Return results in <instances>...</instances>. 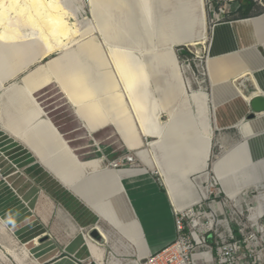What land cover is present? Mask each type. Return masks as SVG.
<instances>
[{
    "label": "bare ground",
    "instance_id": "6f19581e",
    "mask_svg": "<svg viewBox=\"0 0 264 264\" xmlns=\"http://www.w3.org/2000/svg\"><path fill=\"white\" fill-rule=\"evenodd\" d=\"M102 1L105 0L85 1L90 7L89 11L92 19L89 20V18L86 17L81 21L84 25L78 26L76 18L72 14L83 13V15L86 16L82 6L83 0H0V72L3 74L0 77V89L6 81L13 78L17 73L23 71L29 64L40 62L54 52L64 51L67 48L86 40L91 37V34L96 30L103 35V43L96 35L94 39L86 41L76 49V52L80 54L83 59H86L85 61L88 65L86 72L83 68L67 71V69L60 64V58H54L53 60L47 61L45 65L39 66L25 77H22L21 80L13 85L7 92L0 94V116L1 119H3V117L7 115L8 112L6 107L8 101L11 103V101L18 99L17 101L19 103L21 102L24 106H27L28 108H25L23 111L20 109V117L25 120L30 118V123L28 121L27 126L20 128L16 127L13 119L11 121L8 119L4 125L7 131L12 136H15L26 144L29 149L38 156V158H42L43 166L46 170L54 174L55 178H57L66 188L74 192L101 220L106 219L118 232L130 237L133 243L140 249L139 255H142L146 251H149L152 245L149 244L148 246L142 247V245L145 244V233L141 232V225L138 221L140 218L139 214L136 212L137 216H135L126 200L128 195L124 191V183H134V181H139L140 185L144 187L145 190H148L149 196L144 197L143 199L138 198L137 207V211L140 212L142 216L146 217V221L147 216L145 215V211L148 207H150V212H153L155 209L167 212V223L162 224L161 228L157 230L156 228L152 230L153 227L147 223L149 227L147 232L156 233L157 231H167L166 236L161 239L167 237V240L170 241L158 249L170 244L176 235V228L173 219L174 211L187 208L202 199H206L210 194V179L209 174L207 173V167L209 165L214 131H219L220 129L216 124V107L223 102L221 101L220 103L217 101L215 93L213 92L214 87L222 82L231 83L235 94L230 99L226 96L223 103H228L230 102L229 100L234 98L235 102L230 103V105L237 108L243 106L244 103L247 104L252 96L259 94L264 96V92L259 91H264V89L256 78L258 73L264 71V60L261 61L262 64H256L254 66L250 63V60L253 59L255 61L254 63H256L257 60L260 59V56L258 53H255V55L248 54L249 49H252L255 52L257 51L254 47L255 45L260 44L264 46V15L238 20L236 22L221 23L211 27V43L208 48L206 62L208 63L209 73L211 75L210 80L212 79V98L207 100V96L203 92H193L192 95H190L194 98H204V108L207 111L204 119V127L200 128V126L197 125L196 130L192 129L193 133L190 135L189 131L183 133L179 131L176 132L174 127L177 120L176 116L181 109L180 107H186L189 111L193 112L190 96L186 90V85L183 81L177 57L175 55V47L185 46L194 48L204 44L207 35L204 1L192 0L191 8L189 0L179 1V6L176 7V15L173 13V17L176 18L178 26H185L181 30L180 27H177L179 29L174 33H171V35L167 37L168 39H166L165 43L162 44L164 45V48L160 53L158 52L159 56L153 57V61L150 59L151 61L149 64L145 65L142 69L136 65L134 66L130 62L131 57L128 50L120 49L121 46L120 48L112 46L113 44L107 41L106 32L111 25L109 26L107 25V22H103V27H100L96 21V13L98 11L97 6L98 3ZM70 3H72L73 6H70ZM70 15L72 16V22L70 21ZM99 15L103 16L102 18L107 19V16L112 15V13L107 10V12L101 11ZM193 19L194 24L192 26ZM185 20H188L187 25ZM190 24L191 27L189 26ZM124 29H121V34L123 33L122 37L126 32ZM240 33L241 35L243 34L242 36H247L249 43L245 45L242 41H238ZM241 39L245 38L242 37ZM248 44L250 45L247 46ZM37 48H40L41 51L39 54L36 53L35 57H31L33 54L24 55L25 59L21 60L19 63L20 65L23 64V66L20 67V65H17V62L14 61L20 55H23L22 49L32 52ZM227 52L232 54L233 58L225 61L229 63L224 64V68L220 63H217L214 67L215 76H213L212 67L215 64V61L218 59L224 60L225 56H222L225 53L227 54ZM227 55L228 56L226 57H230L229 54ZM101 57L105 60L104 68L106 74L104 75V91L100 94L94 92V89L92 88L94 74H92V72L93 69L96 71L104 69L101 65ZM64 58L65 57H63L62 60ZM163 64L169 65L172 73L171 76L173 77L174 83L177 85H174L173 87L170 86V92L166 87V84L169 83L171 77L169 78L166 76L165 79V77L161 78L159 74L158 66L160 67ZM238 66H240V70L236 71ZM151 75L155 76L156 79L160 78V82L165 84L164 87L167 89V95H169V97L170 94L173 93L177 96L176 102L179 100V105L177 106L178 109H176V116H174L172 108L168 109L167 113L169 120L166 123L160 122L159 113L154 118V125L152 127H147L144 117L147 115V109L150 107V104L147 106L145 97L140 98V96L138 97L135 94L134 87L136 88V85L138 84L139 87L142 86L141 88H145L148 78ZM94 80L98 82V79ZM52 82H56L61 90H63L69 103L82 119L84 127L89 132L102 127H113L117 133L122 135L126 147L130 151H134L135 156L146 166L144 169H125L115 172V179L112 183L113 187H115L114 189L118 190L117 198H119L121 203V211L124 218V227L122 229L110 218L106 208L101 203L89 199L83 188L78 184L79 172L82 173L84 179L91 178L92 175H97L95 173L99 174V172H96V168L99 167L101 160L93 159L89 161H81L79 158L77 159L61 136H59V138L57 137L56 132H54L45 118V114L43 115L40 106H38L33 98L34 92ZM247 82L252 83V85L258 90L257 92H252L250 97L243 94L247 89ZM98 85L99 84L97 83L94 87L98 88ZM11 91L14 93L12 95L13 97H11L12 100L9 98V93H11ZM144 92H142V94H145ZM126 96L128 97V100H130V104L126 103ZM169 97L163 98L166 103L168 102V105H170L169 103H171L173 99V97L172 99ZM6 98L7 102L5 100ZM209 102H212L210 107H208ZM148 103H150V100ZM145 106H147L146 109L144 108ZM161 106L163 105L161 104ZM262 119H264V113L257 115L253 120L245 121V119H240L237 121L232 127L240 130L242 135V139L236 146H234L238 150H235V152H229L230 150H227L225 155L220 158L218 157L213 164L215 172L214 178L216 179L217 184H219L217 185V188L225 191L227 196L232 200L234 206H242V200H246V191L250 190L249 188H251V186H253L254 189L259 190L261 187L256 186L264 183V180L260 179L259 175L245 179V174L250 167L251 169H255L256 172H258V168H261L262 165L264 167V161L261 162V166L259 167H257V163L255 164L257 161L253 162L256 157H258L259 160L264 159V145L263 149L260 151L258 146L252 145L253 141L256 139H262V143H264V129H261L264 127L258 128L257 126V121ZM196 121L194 120V127L197 124ZM24 128L30 129V132L27 134L24 133ZM189 129H191V127ZM48 131L50 132L49 134H53L51 140ZM194 133L197 134L199 139L194 144H192L191 141H189L190 144L187 143V140L185 139V149L192 147V151L198 147L199 151H197V153H199V157L196 159L193 158L185 163L188 161L187 159L190 155L187 154L183 160V156L181 155V157L179 156L180 160L177 159V165L179 168L170 165L172 161L169 154H184L182 152V145L179 144L183 139L182 136H192ZM168 134L169 136H167ZM149 136L156 138L158 141L149 142L148 147H150V149H145L143 138ZM165 137H168L169 140V146L167 141L164 151H162L167 154L166 162L163 161V155L165 154L161 155L157 152V147H159V151H161V149L163 150L164 145L162 146V142ZM175 143L176 145L178 144L177 147L174 145ZM167 146L169 147V150L167 149ZM252 151H257L258 153L255 154ZM260 154H263V156ZM59 165L60 167L58 168ZM62 165L65 166V169H61ZM147 169H155L161 176L163 184L167 188L165 195L166 201L162 198L155 181L147 174ZM181 169L183 171H180ZM177 170H179V172ZM175 174H180V177L175 176ZM89 175L91 176L89 177ZM191 175L196 176L191 179ZM199 176H205V183L201 182L200 184H197L196 180L197 178H200ZM241 178L242 180H239ZM204 184L206 185L204 186ZM245 188L248 189L245 190ZM262 198L263 194L256 197L257 200H261ZM149 203H155V205L151 207V204ZM172 207H174V209ZM95 228L99 234H101L100 236L108 241V234L100 227ZM89 244L91 245L94 254V258L92 257L93 260H95L97 264H101L102 253L105 252L104 248L102 247V253L99 256L100 253L98 249L92 245L91 239L89 240ZM4 247L6 249L4 254L9 259L8 264H18V259L15 258L14 251L11 250L9 252V248L5 245ZM143 258L129 261V264H140ZM110 259L114 262V257H111ZM53 264L69 263L67 261H59Z\"/></svg>",
    "mask_w": 264,
    "mask_h": 264
},
{
    "label": "rangeland",
    "instance_id": "374dc122",
    "mask_svg": "<svg viewBox=\"0 0 264 264\" xmlns=\"http://www.w3.org/2000/svg\"><path fill=\"white\" fill-rule=\"evenodd\" d=\"M85 1L86 0H83L82 6L84 8V13L86 16H84L83 13L72 14L76 18V23L78 26L84 25L81 21H83L86 17L89 18V20L92 19V16L89 11L90 7ZM179 1L180 0H131V1L105 0L98 3L96 21L100 27H103V22H107V25L109 26L111 25L106 32L107 41L113 44L112 46H117L118 48H120L121 46L120 49L128 50L131 57L130 62L134 66L136 65L137 67L142 69L145 65L149 64V62L152 60L153 57L159 56L158 52L160 53L163 50L164 45L162 44H164L166 39H168L167 37L170 36L171 33H174L177 29H179L177 27H180V25L179 26L177 25L178 22L176 23L177 20L176 18L173 17L174 15H176L175 14L177 9L176 7L179 6ZM189 1L191 8L192 0ZM203 1L206 12V21H207V35L204 44L194 47L196 49H194L193 47L176 46L175 55L177 57L181 75L186 85V90L188 92V95L189 96L192 95L193 92H203L204 94H206L207 100H210L212 98V86H211L212 79L210 80L211 75L209 73L208 63L206 62V60L208 56V48L211 43V27L221 23L244 20L247 18L248 19L255 18L264 15V0H251L253 1L254 5L251 12L247 15L246 18H242V15H240L239 11H232V9H234L233 3L237 1L239 2V0H231V1L220 0L216 8H214L213 4L209 3L208 0H203ZM70 6H73V4L70 3ZM220 9L225 12L221 17L219 16ZM107 10L108 12H111L112 15L107 16V19H104L102 18L103 16L99 14L101 13V11L107 12ZM69 17H70V21L72 22V16L70 15ZM187 22L188 20H185L186 25ZM193 24H194V19L192 22V26ZM184 26H181L180 30L183 29ZM189 26L191 27V24ZM121 29L122 30L124 29V31H126L123 37H122L123 33L121 34L122 31ZM96 35L98 36L99 40H101V42L103 43L102 41L103 35L96 30L91 34V37L87 38L86 40H83L82 42L75 44L64 51L54 52L48 55L43 60H41L40 62H34L32 64H29L23 71L17 73L13 78H11L10 80L4 83L3 87L0 89V94L3 92H7L13 85H15L18 81H20L22 77H25L27 74L34 71L39 66L45 65L47 61L53 60L54 58L55 59L60 58L61 59L60 64L63 65L65 69H67V71L69 70L73 71L74 69L83 68L86 72L88 68V65L86 64L85 61L86 59L85 58L83 59L82 56L76 52V49L80 47L79 45L84 44L86 41L94 39ZM249 45L250 44H248L247 46ZM22 51H23V55H20L16 60H14L17 62V65H20L19 63L21 62V60L25 59L24 55L33 54V56L31 57H35L36 53L39 54L41 49L37 48L35 49V51L32 52L23 49ZM227 54H229L230 57H226L225 61L231 60L233 58L232 54L228 52ZM227 54L226 53L223 54L222 57H224V55ZM63 57L65 58L62 60ZM217 63H220L224 68L225 67L224 64H228L229 62L224 63L222 59L216 60L214 66L212 67L213 76H215L214 67ZM101 65L104 68L105 60L102 59ZM21 66H23V64L20 65V67ZM162 66L160 67L158 66L160 77L161 78L165 77V79L166 76L169 78L171 77L169 83L166 84V87L170 92L171 91L170 86L173 87L176 84L174 83L173 77L171 76L172 73L169 68V65L163 64ZM239 68L240 66H238L236 71L240 70ZM92 74H93L92 88L94 89V92L100 94L103 93L104 91L103 85H105L104 75L106 74L105 68L103 70L100 69L99 71L93 69ZM2 75L3 74L0 72V77ZM94 79H98V82H96ZM97 83L99 84L98 88H95L94 85ZM164 85L165 84H163V82H160V78L156 79L155 76L151 75L148 78L147 85L146 86L144 85L145 88H141L142 86L139 87L138 84L136 85V88L134 87L135 94L138 97L140 96V98L145 97V102H147L146 103L147 106H149L150 104V107H148L147 109V115L144 117V121L147 127H152L154 125L153 123L154 118L159 113H160L159 114L160 122L166 123L169 120L167 112L168 109L170 108H172L174 112V116H176L177 114L176 109H178L177 106L179 105V100L176 102L177 96L174 93L170 94L169 97V95H167L168 91L164 87ZM252 86L254 90L253 91L249 90L248 94L243 93L245 94V96L250 97L252 92L258 91L254 87V85ZM140 91L142 92L146 91V92H144L145 94H142V92ZM259 91L264 92L263 90H259ZM13 94L14 93H12V91L11 93H9L10 99L11 97H13L12 96ZM166 97L167 98L169 97L171 99L173 97L171 103H169L170 105H168V102L166 103L164 101L163 98ZM223 97H224L223 98V102H224L226 96L223 95ZM33 98L35 99L36 103L40 106V108L43 109L46 116L52 121V123L55 125L58 131L62 134L64 140L73 150L74 154L81 161H89L93 159L101 160L99 167L96 168V172H99V174L95 173L97 175H92L91 178L84 181L81 180L82 182L79 184V186L83 188L85 193L88 195L89 199L101 203L108 211L110 218L118 225V227H121L122 229L124 227V221H123L124 218H123V213L121 211V203L119 201V198H117L118 190L114 189L115 187H113V183H112L113 180L115 179V172L122 171L125 169H144L146 168L145 164L135 156L134 151H130L126 147L122 135L120 133H117V131L113 127L108 126L107 128L100 130L94 133L93 135H90L83 126L81 120L78 118L77 113L75 114L74 109L69 103L63 90H61L60 86L56 82H52L47 86L43 87L42 89L34 92ZM5 100L7 102V98ZM17 100L18 99H15L11 101V103H9L8 101L6 107L8 112L7 115L3 117V119H1L0 116V175L2 176L0 177V201H1L0 211H2L3 215L8 217V219L13 224L16 225L15 229L17 231L21 230L22 232H25L30 230L29 228L31 226L34 227L35 224L32 223L34 222L33 220L36 219L38 220V217L36 216V214L38 213L35 210V208H37V199L41 198V195H43L49 199L63 202L64 204L68 203L71 209L74 208L76 217L77 216L80 217L86 223L85 224L86 226L84 227L85 235H89L91 238H93L91 236V232L97 225L102 230L104 229V231L109 236L108 241H106L101 236H99L97 239L93 238L101 247L104 248L105 251L103 257L104 261L102 264H129V261H135L137 259L143 258L149 254L148 252H151L152 250H154L152 252H155V249H158V247H160L161 245H165L167 242L170 241L167 240V237L161 239L162 237L166 236L167 231H162V232L157 231L156 233L147 232L149 228L147 223H149L150 226L153 227L152 230L155 228L157 230L161 228L162 224L167 223L168 214L167 212L161 211L159 209H155L153 210V212H150V207H148L145 211V215L147 216V221H148L147 222L145 219L146 217L142 216V214L137 211L138 198L143 199L144 197L149 196L148 190H145L144 187L140 185L139 181L138 182L134 181V183H130V182L126 184L124 183L123 188L125 189L124 190L125 193L128 195L126 200L131 210L133 211L135 216H137L138 213L140 217L138 221L141 225V232L145 233V237H144L145 244L142 245V247L148 246L149 244L152 245L150 250L146 251L142 255H139L140 249L133 243L130 237L126 236L123 233L118 232L106 219L101 220L96 215V213L91 210L89 206H87L82 200H80L67 188L62 186L56 180L57 178L56 179L54 178L55 177L54 174L51 173L54 176L53 177L49 172H47L43 168L44 166H43L42 158H38L37 155H34L26 144H24L22 141H19L14 136H12L4 127V125L7 122L6 120L8 119H10V121L13 119L14 123L16 124V127H20V128L27 126L28 121L29 123L31 121L30 118L28 119L26 118L27 120H25L20 117V112L28 107L24 106V104H22L21 102L19 103ZM149 100L150 103H148ZM190 100H191V106L193 108V112L189 111L186 107H180L181 109L179 110L176 116L177 120L174 127L176 129L175 130L176 132L179 131L183 133L185 131L187 132L189 131L191 135L193 133L192 129L196 130L197 125H199L200 128L204 127L205 125L204 119L207 114V111L204 108L205 107L204 98L201 97L194 98L190 96ZM125 101L126 103L130 104V100H128L127 96ZM161 104L164 107L161 106ZM211 105L212 102H209L208 107H210ZM147 106H145L144 108L146 109ZM194 120L197 123L195 127L193 126L194 125L193 123H195ZM245 121H248V119L247 120L245 119ZM257 126L258 128L264 127V119L257 121ZM190 127L191 129H189ZM23 131L24 133L27 134L30 132V129L24 128ZM246 134H250V133H246ZM167 136H169V134ZM241 136H242L241 132L237 128L226 131H214L212 137V148L209 157V165L207 167V173L209 174V179H210L209 187L212 192H215L217 190V185H219L217 184L216 179L214 178L215 177L214 166H213L214 162H216L218 157L220 158L224 156L227 150L228 151L230 150L229 152H235V150H238L234 146H236L238 142L242 139ZM182 138L183 141L181 140L179 144L182 145V152L184 154H172V155L169 154V156H171L170 159L172 161L170 165H173V167L176 168H179L177 165V159L180 160L179 156L181 157L182 155L183 156L182 160H183L185 156L187 154H190L191 152L192 155H190V157L187 159L188 161L185 162L187 163L191 159L193 158L196 159L198 157V155L195 156V154H199L197 153V151H199L198 147L195 150L193 149L192 151H191L192 147L185 149L186 143L184 142V140L186 139L187 143H189V141H191L192 144L196 143L197 140L199 139L197 137V134L194 133V135L192 136L183 135ZM156 140H157L156 138H152L150 136L143 138V142L145 146L144 148L150 149V147H148V143ZM167 141L169 146L168 137H165L162 142V146L164 145L163 150L161 149V151H159V147H157L158 153H160L161 155L165 154L163 155V159H164L163 161L165 162L167 159V154L163 153L162 151H164V147L166 146ZM262 142H263L262 139H256L253 141L252 145L258 146V149L260 151L263 149V145H264V143ZM174 145H176V143ZM168 146L167 149L169 150ZM252 152L255 154L258 153L257 151H252ZM260 155L263 156V154ZM263 161L264 159L259 160L258 157H256L255 160H253L255 164L257 163V167L261 166V162ZM59 167L60 165L58 166V168ZM61 167H62L61 169H65L64 165H62ZM258 169H259L258 172H256L255 169H251L250 167V169L245 174L246 177L245 179L259 175L260 179L264 180L263 165L261 166V168ZM146 171L147 174L150 176V178H152L155 181L158 190L162 195V198H164V201H166L165 195L167 188L163 184L161 176L157 173V170L155 169L152 170L147 169ZM177 171L179 172V170ZM180 171L183 170L181 169ZM90 176L91 175H89V177ZM175 176L180 177V174L179 175L175 174ZM194 176L196 175H191L190 178L192 179ZM199 177L200 178H197L196 180L197 184H200L201 182L205 183L204 180L205 176L202 177L199 176ZM239 180H242V178ZM205 185L206 184H204V186ZM256 187H261V188L259 191L254 190L253 186L249 188L254 190L255 192L254 196L258 194L256 192H261L264 190V183H261L259 184V186ZM246 189L248 188H245V190ZM223 198L224 197L221 195L219 197V200H222ZM22 200L24 203L22 202ZM154 205L155 203L151 204V207ZM172 208L174 209V207ZM30 215H32L33 217L29 218ZM33 230H37V229H32L31 231ZM28 236L29 233L24 234V237L28 238ZM132 238L135 240L133 236ZM210 239L211 237H208L207 242H210ZM51 254L52 253L50 252L49 255ZM111 257L112 258L114 257L115 263L111 261L110 259ZM91 264H96V263L93 261Z\"/></svg>",
    "mask_w": 264,
    "mask_h": 264
},
{
    "label": "built area",
    "instance_id": "2783aa9c",
    "mask_svg": "<svg viewBox=\"0 0 264 264\" xmlns=\"http://www.w3.org/2000/svg\"><path fill=\"white\" fill-rule=\"evenodd\" d=\"M208 1L216 8L220 0ZM233 5L232 11H238L239 2ZM224 13L220 9L219 16ZM254 190L246 191L241 207L217 188L206 199L174 211V240L150 252L140 264H264V190L256 196ZM260 194L263 198L257 200ZM221 195L224 198L219 200ZM0 252V264H8L1 242Z\"/></svg>",
    "mask_w": 264,
    "mask_h": 264
},
{
    "label": "crops",
    "instance_id": "0c3cea01",
    "mask_svg": "<svg viewBox=\"0 0 264 264\" xmlns=\"http://www.w3.org/2000/svg\"><path fill=\"white\" fill-rule=\"evenodd\" d=\"M239 2H240L239 4L241 7V5L244 3V0H240ZM242 10L243 9H240V8L238 9L240 15H242V12H241ZM250 12L251 11H249V13ZM246 17L247 16L245 17L242 16V18H246ZM233 22H236V21H233ZM242 35L240 33L238 41L240 40L246 45L247 43H249V41L247 39V36H242ZM242 37L245 39H241ZM254 47L257 51L255 52L254 50L249 49L248 54L255 55V53H258V55L260 56V59H258L256 63H254L255 61L253 59L250 60L251 61L250 63L255 66L256 64H262L261 61L264 60V46L257 44ZM224 56L225 58L223 61L225 63L226 56L228 55H224ZM256 78L264 89V71L261 73H258L256 75ZM222 83L217 84V86L214 87V91H213L215 93L217 101L220 103L221 101H223V98H224L223 95L227 96V98L230 99L235 94L233 92V89H232L233 85L231 83L229 82L223 83V84ZM249 90L253 91L254 88L252 86V83L247 82V89L245 90L244 93L248 94ZM231 100H229L230 102L227 101L228 103L222 102L220 105H218V107H216L217 108L216 109V124L220 127L219 131H226V130L234 129V127L232 126L240 119L247 120V116L250 113V107H249L248 102L247 104L244 103L243 106H239V108H237L233 105H230V103L235 102L234 98ZM238 104L241 105L240 103ZM40 109L42 110V113L44 115L45 112L43 111L42 108ZM74 112L76 114L75 110ZM44 116L47 119L51 128L54 130V132H56L57 137L59 138V136H61L63 141L69 147L67 142L64 140L62 134L58 131V129L55 127L52 121L46 116V114ZM77 116L81 120L84 126L82 119L79 117L78 114ZM105 128L102 127L92 132H89L86 128L85 129L90 135H93L94 133L100 130H103ZM49 133L50 132L48 131V135L51 140L53 134H49ZM71 151L73 152L72 149ZM32 153L36 155L33 151ZM189 155H192V154H189ZM196 155H198L199 157V154H195V156ZM43 168L46 170L45 167ZM46 171L49 172L48 170ZM49 173L51 174V172ZM78 176H79L78 184L82 182L81 180L83 181L87 180L83 178V175L81 172H79ZM0 177L2 176L0 175ZM56 180L62 186H64L58 179ZM68 190L72 192L70 189ZM72 193L75 196H77L74 192ZM0 204H1V201H0ZM35 210L38 213L36 214V216L38 217V220L37 219L33 220L34 222L32 223L35 224L34 227L31 226L29 228L30 230L25 231V232H22L21 230L17 231L15 229L16 225L13 224L8 219V217L3 215L2 211H0V242L3 245H5L7 248H9V252L11 250L14 251L15 258L18 259V264H53L59 261H67L69 264H88L94 261L97 264V262L92 259V257L94 258V254L92 252L91 245L89 244V240L91 239L92 245H94L98 249L100 253L99 256L102 253L101 252L102 247L89 235H85L84 227L86 226L85 225L86 223L80 217L78 216L76 217L74 208L71 209L68 203L64 204L63 202L52 200V199H49L41 195V198L37 199V208H35ZM31 217L33 216L30 215L29 218ZM96 227H98V225ZM32 229H37V230L31 231ZM27 233H29V236H30V237L28 236V238L24 237V234H27ZM157 250L158 249H156L155 251ZM50 252L52 253L51 255H49ZM103 257H104V253H102V263L104 261Z\"/></svg>",
    "mask_w": 264,
    "mask_h": 264
},
{
    "label": "water",
    "instance_id": "95a60500",
    "mask_svg": "<svg viewBox=\"0 0 264 264\" xmlns=\"http://www.w3.org/2000/svg\"><path fill=\"white\" fill-rule=\"evenodd\" d=\"M248 104L250 107V113L247 116L248 120H253L257 117V115L264 113V96L263 95L259 94V95L252 96ZM91 236L94 239H97L100 236L96 228L92 230Z\"/></svg>",
    "mask_w": 264,
    "mask_h": 264
},
{
    "label": "trees",
    "instance_id": "16d2710c",
    "mask_svg": "<svg viewBox=\"0 0 264 264\" xmlns=\"http://www.w3.org/2000/svg\"><path fill=\"white\" fill-rule=\"evenodd\" d=\"M254 3L251 0H244V3L241 5L240 9H243L242 16L245 17L248 15L249 11L253 8Z\"/></svg>",
    "mask_w": 264,
    "mask_h": 264
}]
</instances>
